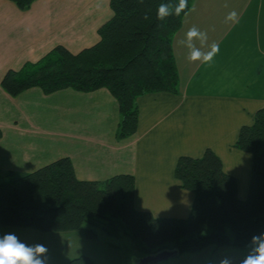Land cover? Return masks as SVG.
I'll list each match as a JSON object with an SVG mask.
<instances>
[{
    "label": "crops",
    "instance_id": "crops-1",
    "mask_svg": "<svg viewBox=\"0 0 264 264\" xmlns=\"http://www.w3.org/2000/svg\"><path fill=\"white\" fill-rule=\"evenodd\" d=\"M233 10L238 23L226 21ZM112 16L110 0H36L28 10L0 0V171L33 172L68 156L80 180L132 174L137 209L187 218L195 194L181 187L176 166L181 156L201 157L210 148L236 178L239 198L246 199L254 157L234 144L264 108V0L193 1L173 41L180 91L139 97V125L130 137L118 138L119 102L105 87L50 94L31 87L16 97L2 87L8 70L40 60L58 45L72 53L95 45L99 28ZM193 25L207 32L203 51L219 44L210 65L190 61L180 43ZM7 232L43 243L48 253L63 250L62 241L64 262L84 254L80 244L90 240L82 230L44 233L0 225V234Z\"/></svg>",
    "mask_w": 264,
    "mask_h": 264
},
{
    "label": "trees",
    "instance_id": "trees-1",
    "mask_svg": "<svg viewBox=\"0 0 264 264\" xmlns=\"http://www.w3.org/2000/svg\"><path fill=\"white\" fill-rule=\"evenodd\" d=\"M11 1L28 10L36 0ZM193 1L188 0V9L179 17L160 21L158 5L179 0H110L113 16L99 28L98 43L78 53L58 45L38 61L8 70L1 85L14 97L31 87L47 94L105 87L119 102L117 136L130 137L139 125V97L180 91L173 41ZM234 146L254 157L246 199L239 198L236 178L224 171L221 158L210 148L201 157L181 156L176 166L181 187L195 194L187 218L156 217L137 209L132 174L80 180L66 156L33 172L0 171V225L44 233L82 230L90 240L122 229L138 250V259L165 249L180 255L211 246L246 247L253 234L264 232V108L252 125L241 128ZM69 264L95 262L80 255Z\"/></svg>",
    "mask_w": 264,
    "mask_h": 264
},
{
    "label": "clouds",
    "instance_id": "clouds-1",
    "mask_svg": "<svg viewBox=\"0 0 264 264\" xmlns=\"http://www.w3.org/2000/svg\"><path fill=\"white\" fill-rule=\"evenodd\" d=\"M143 3V0H139ZM188 9V0H179V3H161L157 7L156 18L165 21L169 16L179 17ZM194 10V8H193ZM145 20L149 19L145 14ZM226 21L239 22V14L233 10L226 16ZM195 41H199L200 47ZM208 35L193 25L188 29L185 39L180 43L189 49L188 59L190 61H201L204 64H211L214 57L219 53V44L213 42L209 51L202 48L207 44ZM49 249L43 243L29 244L19 238L13 232L0 234V264H49ZM209 264L211 262L209 261ZM219 264H264V232L253 234L248 243L247 251L241 256L223 255Z\"/></svg>",
    "mask_w": 264,
    "mask_h": 264
},
{
    "label": "rangeland",
    "instance_id": "rangeland-1",
    "mask_svg": "<svg viewBox=\"0 0 264 264\" xmlns=\"http://www.w3.org/2000/svg\"><path fill=\"white\" fill-rule=\"evenodd\" d=\"M80 232V231H79ZM82 233V232H81ZM80 236L81 234H76ZM73 238L72 240H74ZM82 244V245H81ZM80 244L84 254L90 257L95 264H135L138 262V250H134L132 241L124 230L120 229L114 236L101 232L95 240H86ZM74 246H79L74 244ZM58 252L48 253L49 264H69L66 260L64 243L61 241ZM247 251L246 247L216 246L208 247L202 251L194 253H184L170 258L158 264H219V259L223 255L241 256ZM64 257V261H63Z\"/></svg>",
    "mask_w": 264,
    "mask_h": 264
},
{
    "label": "water",
    "instance_id": "water-1",
    "mask_svg": "<svg viewBox=\"0 0 264 264\" xmlns=\"http://www.w3.org/2000/svg\"><path fill=\"white\" fill-rule=\"evenodd\" d=\"M177 255H179L178 250L165 249L155 254H149L140 257L138 262H136L135 264H158L160 262L167 261Z\"/></svg>",
    "mask_w": 264,
    "mask_h": 264
}]
</instances>
